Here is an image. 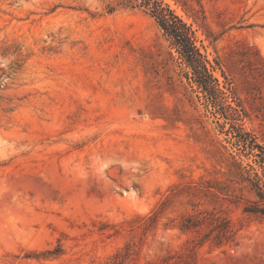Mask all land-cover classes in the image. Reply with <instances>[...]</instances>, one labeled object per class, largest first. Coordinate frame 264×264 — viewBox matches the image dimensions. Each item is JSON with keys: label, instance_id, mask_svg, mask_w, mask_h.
Returning a JSON list of instances; mask_svg holds the SVG:
<instances>
[{"label": "rangeland", "instance_id": "1", "mask_svg": "<svg viewBox=\"0 0 264 264\" xmlns=\"http://www.w3.org/2000/svg\"><path fill=\"white\" fill-rule=\"evenodd\" d=\"M0 0V264H264V0Z\"/></svg>", "mask_w": 264, "mask_h": 264}, {"label": "trees", "instance_id": "2", "mask_svg": "<svg viewBox=\"0 0 264 264\" xmlns=\"http://www.w3.org/2000/svg\"><path fill=\"white\" fill-rule=\"evenodd\" d=\"M141 1V4L150 7L158 25L169 35L180 58L191 69L197 84L204 92L211 96L217 95L218 82L213 77L211 69L207 66V60L196 45V40L191 30L178 18L161 0H127L128 3ZM256 200L249 202L244 212L252 215L264 216V184L260 179L253 184Z\"/></svg>", "mask_w": 264, "mask_h": 264}]
</instances>
